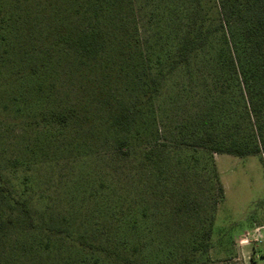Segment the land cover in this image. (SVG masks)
<instances>
[{
	"label": "rangeland",
	"instance_id": "374dc122",
	"mask_svg": "<svg viewBox=\"0 0 264 264\" xmlns=\"http://www.w3.org/2000/svg\"><path fill=\"white\" fill-rule=\"evenodd\" d=\"M163 4L123 0L119 25L94 20L82 0H0V181L27 200L38 223L62 229L32 231L20 218L0 235L1 264H114L96 249L105 236L146 264H252L250 255L264 264V234L242 239L264 226L260 156L177 140L179 128L215 102L249 128L241 78L223 79L200 52L163 82L154 118L134 127L139 134L127 145L103 123L102 87L121 102L134 93L129 75L103 63H131V46L148 32L147 13ZM66 13L73 24L59 30ZM87 26L98 29L95 54L80 47ZM28 56H44L47 65L30 73ZM58 111L71 115L66 124L53 119Z\"/></svg>",
	"mask_w": 264,
	"mask_h": 264
},
{
	"label": "trees",
	"instance_id": "16d2710c",
	"mask_svg": "<svg viewBox=\"0 0 264 264\" xmlns=\"http://www.w3.org/2000/svg\"><path fill=\"white\" fill-rule=\"evenodd\" d=\"M82 1L99 23L122 25L126 20L118 10L123 0ZM152 10L147 13L145 22L148 32L137 36L131 46L132 62L125 66L107 62L102 65L104 69L111 66L116 73L123 71L129 75L134 92L133 99L127 103L119 101L117 92L110 85L102 87L99 94L103 97L106 128L127 145L130 137L139 134L138 129L132 133L134 127L140 126L149 116L154 118V105L167 77L187 68L200 52L206 53L219 76L223 79L234 76L245 83L249 95L243 109L249 128L241 125L243 119L238 121L225 110L223 103L215 102L204 115H196L188 126L179 128L178 142L238 157L258 154L264 166V89L253 86L254 78H257L256 82L264 81V0H164L160 10L156 13ZM60 19L57 20L59 30L73 24L69 13ZM94 28L87 26L80 31V47L85 54L97 53L100 45L98 29ZM40 54L37 52L36 57ZM25 60L23 64L30 73L47 65L44 56L39 62L29 56ZM106 74L109 76L108 72ZM251 115L260 118L251 124ZM52 116L60 125L71 118L64 111L54 112ZM20 218L32 231L41 228L50 234H58L62 230L38 223L27 200L18 198L0 181V235L4 228L21 224ZM96 249L114 264H146L125 255L124 247L111 242L107 236Z\"/></svg>",
	"mask_w": 264,
	"mask_h": 264
},
{
	"label": "built area",
	"instance_id": "2783aa9c",
	"mask_svg": "<svg viewBox=\"0 0 264 264\" xmlns=\"http://www.w3.org/2000/svg\"><path fill=\"white\" fill-rule=\"evenodd\" d=\"M264 234V226H255L250 231L244 233L242 235V239L245 242H259L262 235ZM255 254V253H253ZM258 255L252 256L250 255L248 258L251 260L252 258H258Z\"/></svg>",
	"mask_w": 264,
	"mask_h": 264
},
{
	"label": "crops",
	"instance_id": "0c3cea01",
	"mask_svg": "<svg viewBox=\"0 0 264 264\" xmlns=\"http://www.w3.org/2000/svg\"><path fill=\"white\" fill-rule=\"evenodd\" d=\"M262 253H264V252H262ZM262 255H264V254H262ZM262 255H260V258H261V259H264V257H261ZM255 260H256V258H252V259L250 260V262H251L252 264H254V263H255Z\"/></svg>",
	"mask_w": 264,
	"mask_h": 264
}]
</instances>
